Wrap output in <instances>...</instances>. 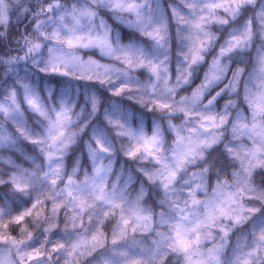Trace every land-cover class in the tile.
Returning a JSON list of instances; mask_svg holds the SVG:
<instances>
[{
	"label": "snow or ice",
	"instance_id": "snow-or-ice-1",
	"mask_svg": "<svg viewBox=\"0 0 264 264\" xmlns=\"http://www.w3.org/2000/svg\"><path fill=\"white\" fill-rule=\"evenodd\" d=\"M0 264H264V0H0Z\"/></svg>",
	"mask_w": 264,
	"mask_h": 264
},
{
	"label": "trees",
	"instance_id": "trees-1",
	"mask_svg": "<svg viewBox=\"0 0 264 264\" xmlns=\"http://www.w3.org/2000/svg\"><path fill=\"white\" fill-rule=\"evenodd\" d=\"M97 58H99V57L97 56ZM197 83H199V81H197Z\"/></svg>",
	"mask_w": 264,
	"mask_h": 264
},
{
	"label": "rangeland",
	"instance_id": "rangeland-1",
	"mask_svg": "<svg viewBox=\"0 0 264 264\" xmlns=\"http://www.w3.org/2000/svg\"><path fill=\"white\" fill-rule=\"evenodd\" d=\"M97 58V57H96ZM97 59H99V58H97Z\"/></svg>",
	"mask_w": 264,
	"mask_h": 264
}]
</instances>
